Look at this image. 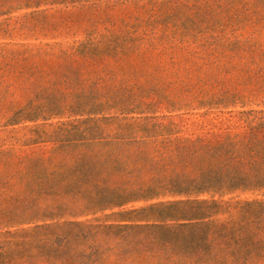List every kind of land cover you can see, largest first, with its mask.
<instances>
[{"label": "trees", "instance_id": "1", "mask_svg": "<svg viewBox=\"0 0 264 264\" xmlns=\"http://www.w3.org/2000/svg\"><path fill=\"white\" fill-rule=\"evenodd\" d=\"M256 94L264 0H0V264H264Z\"/></svg>", "mask_w": 264, "mask_h": 264}, {"label": "rangeland", "instance_id": "2", "mask_svg": "<svg viewBox=\"0 0 264 264\" xmlns=\"http://www.w3.org/2000/svg\"><path fill=\"white\" fill-rule=\"evenodd\" d=\"M232 29H228V35L231 33ZM243 35V37H246L247 35L243 34L242 32H239L237 35ZM19 41H16L14 43H18ZM70 41L67 40V43ZM7 43V42H6ZM19 43H27V42H19ZM33 44V42H31ZM247 92L245 93V95ZM257 98L253 100V102L246 106L245 108H241L240 105L236 106L234 109H231L232 113L231 115H235L239 111H247L250 109L256 110V111H262L264 110V98H262V94H256ZM228 111H224L223 113L220 112H213L209 115L203 116V111L199 112H193L192 114H183V113H168L165 110H162L159 113V118H165V121L173 120L175 123L181 126V129L186 134H205L210 131H218L219 129H224L228 126V118L230 115L227 113ZM15 132H21L23 133L21 128H9V129H1L0 128V138L1 139H8L10 136L14 135ZM22 150L29 152L30 149L23 148ZM139 206V205H136Z\"/></svg>", "mask_w": 264, "mask_h": 264}]
</instances>
